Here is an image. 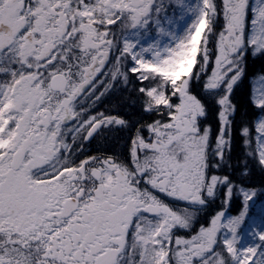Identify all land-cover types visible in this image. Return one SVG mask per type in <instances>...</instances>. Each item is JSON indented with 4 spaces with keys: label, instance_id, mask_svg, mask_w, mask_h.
I'll return each mask as SVG.
<instances>
[{
    "label": "snow or ice",
    "instance_id": "1",
    "mask_svg": "<svg viewBox=\"0 0 264 264\" xmlns=\"http://www.w3.org/2000/svg\"><path fill=\"white\" fill-rule=\"evenodd\" d=\"M169 7L0 0V264H264V73L234 102L264 58V0ZM121 84L153 119L94 111ZM114 132L125 152L85 149Z\"/></svg>",
    "mask_w": 264,
    "mask_h": 264
},
{
    "label": "trees",
    "instance_id": "2",
    "mask_svg": "<svg viewBox=\"0 0 264 264\" xmlns=\"http://www.w3.org/2000/svg\"><path fill=\"white\" fill-rule=\"evenodd\" d=\"M210 47H212L214 49V44L210 45ZM214 60H215V57L213 56L211 58L210 65L206 69L207 74L211 73L210 71L212 70ZM196 71H199V57H198L197 65L193 68V72H196ZM246 71H247V78L245 79L244 83H242L239 86V88L236 89V93L234 96V102L240 106L241 112H243L245 110V108H247L249 105V96H250V90H251V85L249 84V79L264 73V58H253L250 56L246 62ZM203 78L204 77L202 76L201 80ZM193 79H195V78H193ZM191 87H192L194 92H197V88L199 87V85H197L196 83H192ZM129 103H130L129 100H122V101H120V106H123L127 110H130L131 108L129 106ZM142 116L147 117V115H143V114H142ZM206 123H210L213 126V129L216 128L217 122L215 119L214 112H210L208 120L206 121ZM242 150L243 149H242L241 142L237 138H235V133H234L233 157L235 158L237 155H239L242 152ZM250 179L254 184L259 185L261 183V181L264 180V177L261 176L258 169H254L253 174L250 177ZM216 204L220 205L219 207H221V199H219V198L216 199L214 202H211L209 204V206L206 208V211H205L206 221H208L210 219L211 215H213L211 213H213L215 211V209L217 208ZM238 210H239V201L234 199L231 206L227 209V211L229 214L235 215L238 212Z\"/></svg>",
    "mask_w": 264,
    "mask_h": 264
},
{
    "label": "flooded vegetation",
    "instance_id": "3",
    "mask_svg": "<svg viewBox=\"0 0 264 264\" xmlns=\"http://www.w3.org/2000/svg\"><path fill=\"white\" fill-rule=\"evenodd\" d=\"M169 0H165V4H168ZM106 71V69H105ZM103 79V77H101ZM195 81L192 80V83ZM132 85L129 84L126 88L123 84L118 86V90L111 92L106 97L103 98V103L96 105L94 107V111H104L106 109H115L116 111H120L122 113H129L131 119H140L142 114L147 115V117L142 116V118L146 121H150L154 117L145 114L141 111L140 104L138 102L134 103L133 94L131 92ZM202 89H200L201 91ZM129 100L130 110H127L123 106H120V101ZM84 107L87 109L91 104V101H87L85 98H81L80 101ZM140 110V111H139ZM127 136V132L120 133H107L101 134L98 136L91 144H86L85 149L92 154H95L97 150H108L109 152L115 151L118 153H122L126 151L125 138ZM107 137V138H105ZM162 196V194H159ZM199 228V227H198ZM197 228V229H198ZM182 235L183 232L181 233Z\"/></svg>",
    "mask_w": 264,
    "mask_h": 264
},
{
    "label": "rangeland",
    "instance_id": "4",
    "mask_svg": "<svg viewBox=\"0 0 264 264\" xmlns=\"http://www.w3.org/2000/svg\"><path fill=\"white\" fill-rule=\"evenodd\" d=\"M177 15H179V10H177ZM170 19H172L173 18V16H171V17H169ZM188 21V18L187 17H185V19L184 20H177L176 21V24H177V31L178 32H181L182 33V26H183V24L184 23H186ZM149 42H151V41H149ZM166 42V41H165Z\"/></svg>",
    "mask_w": 264,
    "mask_h": 264
}]
</instances>
